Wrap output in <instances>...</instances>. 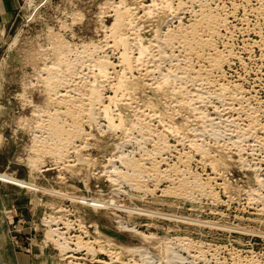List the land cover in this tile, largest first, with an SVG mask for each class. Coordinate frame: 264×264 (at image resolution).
I'll use <instances>...</instances> for the list:
<instances>
[{"label": "rangeland", "instance_id": "1", "mask_svg": "<svg viewBox=\"0 0 264 264\" xmlns=\"http://www.w3.org/2000/svg\"><path fill=\"white\" fill-rule=\"evenodd\" d=\"M164 1L17 0L0 25V264H67L50 216L95 250L74 253L80 264H264V0ZM59 125L69 142L52 135Z\"/></svg>", "mask_w": 264, "mask_h": 264}, {"label": "bare ground", "instance_id": "2", "mask_svg": "<svg viewBox=\"0 0 264 264\" xmlns=\"http://www.w3.org/2000/svg\"><path fill=\"white\" fill-rule=\"evenodd\" d=\"M164 1V0H163ZM165 2V1H164ZM179 2V1H178ZM191 2V1H190ZM167 3V2H166ZM170 2H168L167 4H166V6L168 5L169 7H170V9H171V6H170ZM180 5V4H179ZM178 5V6H179ZM208 5V4H207ZM169 7H167L168 9H169ZM131 8V7H130ZM165 8V7H164ZM173 8V7H172ZM179 8V7H178ZM181 8V7H180ZM148 9V8H147ZM177 9V8H176ZM157 10V9H156ZM205 10V9H204ZM178 13V12H177ZM133 15V14H132ZM215 16V15H214ZM212 17V16H211ZM202 18H203V16H202ZM213 19V18H212ZM201 20L202 19H200V20H198V21H200L201 22ZM206 20H207V17H206ZM172 21V20H171ZM198 21H197V23H198ZM204 21V20H203ZM209 21V20H208ZM199 22V23H200ZM210 22H212V21H210ZM194 23H195V21H194ZM197 23H196V25H197ZM198 23V24H199ZM203 22H201V24H202ZM131 24H133V23H131ZM201 24H200V26H201ZM121 25V20H120V18H118V17H116V19H115V21H114V23H113V25H112V30H116L119 26ZM195 25V26H196ZM205 26H206V24H204ZM207 25H211V23L210 24H207ZM195 26H193L194 28H195ZM199 25H197V27H198ZM191 27V26H190ZM193 27L191 28V29H193ZM202 27V26H201ZM212 27V26H211ZM200 28V27H199ZM209 27H206V29H208ZM213 29H214V27H212ZM202 29V28H201ZM210 29V28H209ZM194 31L196 30V28L195 29H193ZM203 30V29H202ZM212 30V29H211ZM204 31V30H203ZM202 31V32H203ZM206 31V30H205ZM132 32V31H131ZM180 32V31H179ZM186 32V31H185ZM184 32V33H185ZM197 32V31H196ZM181 33V32H180ZM188 33V32H187ZM209 33H211V32H209ZM194 34V33H193ZM201 34H203V33H201ZM200 34V35H201ZM215 34V33H214ZM134 35H136V34H134ZM180 35V34H179ZM179 35H178V37H179ZM185 35H186V33H185ZM190 35H192V33L190 34ZM194 35H199V33L198 34H194ZM193 35V36H194ZM180 36H182V35H180ZM202 36V35H201ZM204 37H205V35H203ZM128 37H130L129 35H128ZM125 38L124 36H120L119 35V38H120V41H121V43H122V45H123V47H124V49H123V51H122V53H120L121 54V56H119L120 57V64L121 65H123V67H124V69L126 70L127 69V71L128 70H131L132 68H133V63H132V58H131V56H130V54H129V49L127 48V46H128V39L129 38ZM155 37V36H154ZM174 38H176L177 36L175 35V36H173ZM195 37V36H194ZM194 37H192L193 39L191 40V41H189L185 36H183L182 37V40L184 41V43L186 44V46H185V48L188 46V52H189V50H191V48H192V46H193V44L196 46L197 44H195V43H197L198 41H196L197 39H199V38H197L196 40H195V38ZM210 37V36H209ZM173 38V39H174ZM180 38V37H179ZM212 38V37H211ZM134 39V38H133ZM140 40L138 41V40H136V41H138L137 42V49H138V56H137V58H135V60H137L138 61V59L139 58H141V59H143L142 57H144V54H146L147 53V50H148V48H149V46L148 47H146L143 43V45L141 44V38H139ZM166 39H167V37H166ZM172 39V37H171V40H173ZM191 39V38H190ZM205 39V38H204ZM105 40V39H104ZM128 40V41H127ZM181 40V39H180ZM179 40V44L180 43H182V40L180 41ZM193 40H195V41H193ZM201 40V39H200ZM103 41V40H102ZM193 41V42H192ZM203 41V40H202ZM206 41L207 40H205L204 42L206 43ZM119 42V41H118ZM163 42V41H162ZM168 42V41H167ZM203 42V44H205ZM134 43H136V42H134ZM170 44H171V42H169ZM168 43V44H169ZM209 43V42H208ZM202 44V43H201ZM207 44V43H206ZM210 44V43H209ZM211 44H213V43H211ZM106 45V44H105ZM151 45V44H150ZM184 45V44H183ZM208 45V44H207ZM206 45V46H207ZM134 46V45H133ZM197 46H199V43H198V45ZM196 46V47H197ZM203 46V45H202ZM101 47V46H100ZM128 47H130V46H128ZM155 47V46H154ZM180 47H181V45H180ZM199 47H201V45L199 46ZM199 47H198V49H199ZM204 47V46H203ZM95 48V47H94ZM103 48V47H102ZM132 48V47H131ZM156 48V47H155ZM184 48V49H185ZM195 48V47H194ZM193 48V49H194ZM100 49V48H99ZM187 49V48H186ZM192 49V50H193ZM197 49V48H196ZM205 49V48H204ZM208 49H210V48H208ZM211 50V49H210ZM132 51V50H131ZM130 51V52H131ZM193 51H195V50H193ZM203 51V50H202ZM186 52V51H185ZM191 52V51H190ZM198 51H196V53H197ZM228 52V51H227ZM159 53V52H158ZM193 53V52H192ZM229 53V52H228ZM61 54H63V53H61ZM187 54V53H186ZM218 54V53H217ZM222 54V53H221ZM220 54V55H221ZM154 55V54H153ZM159 55V54H158ZM162 55V54H161ZM200 54H198V56H199ZM202 55V54H201ZM200 55V56H201ZM204 55V54H203ZM223 55V54H222ZM221 55V56H222ZM163 56V55H162ZM199 56V57H200ZM62 57V56H61ZM202 57V56H201ZM149 58V57H148ZM156 58V57H155ZM197 58V57H196ZM204 58V57H203ZM208 60H209V62H208V65L210 64V66L211 67H213V69L214 68H218V67H221L220 65V63H221V58H219V55H216L215 54V56L213 55V56H211V57H209L208 56ZM139 60V62H141L142 60ZM145 59V58H144ZM160 59V58H159ZM188 59H189V57H188ZM156 60V59H155ZM186 60V59H185ZM225 60V59H224ZM223 60V61H224ZM96 61V60H95ZM137 61H134V62H136V64L138 63ZM144 61H146V60H144ZM154 61V60H153ZM54 62H57V61H54ZM61 62V64H59ZM65 62H66V60H65ZM64 62V63H65ZM206 62V63H207ZM59 63H58V66L59 65H62L63 63H62V61H59ZM91 63V62H90ZM57 64V63H56ZM111 63H109L108 61H106V60H100V61H98L97 62V71H98V74L99 75H97V76H100V75H102V76H100V78L101 77H103V76H107V71H108V68H109V65H110ZM119 64V65H120ZM135 64V63H134ZM156 64H158V63H156ZM224 64V63H223ZM66 65V64H65ZM89 65H91V64H89ZM89 65H87V66H89ZM96 65H94V66H96ZM118 65V66H119ZM188 65V64H187ZM190 65V64H189ZM71 66V65H70ZM139 66V65H138ZM143 66H144V64H143ZM153 66V65H152ZM46 67V66H45ZM52 67V66H51ZM57 67V66H56ZM60 67V66H59ZM66 67V66H65ZM146 67V66H145ZM192 67V66H191ZM67 68V67H66ZM155 68H157V67H155ZM46 69V68H45ZM48 69V68H47ZM51 69V68H50ZM134 69V68H133ZM137 69H139V68H137ZM187 69V68H186ZM204 69V68H203ZM210 69H212V68H210ZM141 70V69H140ZM189 70V69H188ZM187 70V71H188ZM201 70V69H200ZM205 70V69H204ZM219 70V69H218ZM62 71V70H61ZM145 71V70H144ZM151 71V70H150ZM44 72V71H43ZM48 73H50V70H48L47 71ZM147 72V71H146ZM171 72V71H170ZM190 72V71H189ZM200 72V71H199ZM206 72V71H205ZM150 73V72H149ZM158 73V72H157ZM160 73V72H159ZM180 73V72H179ZM51 74V73H50ZM122 74H124V72L122 73ZM169 74H167V76H168ZM190 75V74H189ZM122 76V77H121ZM119 78V80H118V82H117V88H118V90L119 89H122V90H127V89H129L128 88V84H127V81L124 79L125 77H123L124 75H121ZM146 76V75H145ZM166 76V77H167ZM170 76V75H169ZM196 76V75H195ZM224 76V75H223ZM55 77V76H54ZM65 77V76H64ZM64 77H63V79H64ZM166 77H164V79L166 80V81H169V80H167L168 78H166ZM193 77V76H192ZM201 77V76H200ZM62 78V77H61ZM67 78V77H66ZM105 78H108V77H105ZM104 78V79H105ZM203 78V77H202ZM59 79V78H58ZM69 79V78H68ZM128 79V78H127ZM164 79H163V81H164ZM48 80V79H47ZM56 80H57V78H56ZM60 80H62V79H60ZM96 80V79H95ZM94 80V81H95ZM103 80V79H102ZM182 80V79H181ZM63 81H65V80H63ZM166 81H164V82H166ZM200 81V80H199ZM57 82H58V80H57ZM159 82V81H158ZM201 82H202V80H201ZM229 82V81H228ZM50 83V82H49ZM59 83V82H58ZM61 83V82H60ZM157 83V82H156ZM166 83H168V82H166ZM166 83L164 84L163 83V85L161 86V87H163L164 85H166ZM47 84H48V81H47ZM63 84V83H62ZM66 85H67V83H65ZM69 84V83H68ZM131 84V83H130ZM170 84V83H169ZM199 84V83H198ZM132 85V84H131ZM204 85V84H203ZM214 85V84H213ZM46 86V85H45ZM48 86H50V85H48ZM52 86V85H51ZM63 86V85H62ZM61 86V87H62ZM157 86V85H156ZM159 86V85H158ZM235 86H237V85H235ZM171 87V86H170ZM183 87V86H182ZM201 87H203V86H201ZM221 87V86H220ZM219 87V88H220ZM60 88V87H59ZM186 88V87H185ZM184 88V89H185ZM208 88V87H207ZM222 88V87H221ZM224 88H225V86H224ZM159 88H157V90H158ZM223 89V88H222ZM230 89V88H229ZM228 89V90H229ZM70 90V89H69ZM179 90V89H178ZM180 90H181V87H180ZM213 90V89H212ZM218 90V89H217ZM221 90V89H220ZM226 90V89H225ZM91 91H92V93H94L95 95L93 96V95H91V92H90V95L92 96L91 98H92V100H89V101H91V105H93V103L95 102H98V104L100 103H103V101H101L102 99L100 98V96H99V94H98V92L96 91V90H94V89H92L91 88ZM95 91H96V93H95ZM121 90H119V93H122V92H120ZM177 91V90H176ZM188 91V90H187ZM67 92V91H66ZM127 92L128 91H126V94H127ZM130 92V91H129ZM179 92V91H178ZM196 92V91H195ZM221 92V91H220ZM231 92V91H230ZM124 94H125V92H123ZM132 93V92H131ZM224 93H225V91H224ZM194 94V93H193ZM56 95V94H55ZM121 95H123V94H121ZM192 95V94H191ZM208 95V94H207ZM215 95V94H214ZM58 96V95H57ZM61 97L63 96V94H61L60 95ZM66 96H67V94H66ZM68 96H70V95H68ZM114 96V95H113ZM194 96V95H193ZM219 96V95H218ZM208 97H209V95H208ZM216 97V96H215ZM234 97V96H233ZM86 98V97H85ZM88 98V97H87ZM109 98V100H110V102L111 101H114L115 102V100H116V98H114V97H108ZM196 98V97H195ZM223 98V97H222ZM55 99V98H54ZM121 99V98H120ZM182 100V99H181ZM199 100V99H198ZM232 100V99H231ZM56 101V100H55ZM62 101V100H61ZM88 101V102H89ZM117 101V100H116ZM189 101V100H188ZM66 102V101H65ZM185 102V101H184ZM199 102V101H198ZM87 103V102H86ZM90 103V102H89ZM128 103V102H127ZM187 103V102H186ZM62 104H63V102H62ZM115 104V103H114ZM179 104V103H178ZM204 104V103H203ZM228 104V103H227ZM57 105V104H56ZM201 105V104H200ZM108 106L109 105H103V109H102V112H103V114H104V117H105V120L107 121V124L109 125V127H110V129L112 128V130H114V127H121L122 126V121L120 122L119 121V123H118V125H115L114 124V119L112 118V115H110V113H109V108H108ZM90 107V106H89ZM69 108V107H68ZM134 108V107H133ZM188 108H191V107H188ZM231 108V107H230ZM89 109H91V108H89ZM88 109V110H89ZM152 109V108H151ZM249 109V108H248ZM66 110V109H65ZM82 110H83V108H82ZM86 110V109H85ZM98 110V109H97ZM68 111H69V109H68ZM67 111V112H68ZM156 111V110H155ZM195 111V110H194ZM193 111V112H194ZM196 111H197V109H196ZM89 112H91V111H89ZM206 112V111H205ZM215 112V111H214ZM214 112H212V113H214ZM66 113V112H65ZM199 113V112H198ZM201 113V112H200ZM203 113V112H202ZM62 114V113H61ZM60 114V115H61ZM70 114H72L71 113V111H70ZM70 114H66V115H70ZM87 114V113H86ZM85 114V115H86ZM144 114V113H143ZM154 114V113H153ZM81 115V114H80ZM92 113L91 114H89V115H86V116H89V117H91L92 118ZM141 115V114H140ZM202 115V114H201ZM204 115L205 114H203L202 115V117L203 118H205L204 117ZM221 115H222V113H221ZM256 115V114H255ZM71 116H73V114L71 115ZM151 116V115H150ZM156 116V115H155ZM198 116V115H197ZM218 116V115H217ZM225 116V115H224ZM250 116V115H249ZM76 116H74V117H72V118H75ZM89 117H88V119H89ZM103 117V118H104ZM254 117V116H253ZM115 118V117H114ZM120 118H121V116H120ZM208 118V117H207ZM56 119H59V118H56ZM76 120H77V118H75ZM93 119V118H92ZM138 119V118H137ZM152 119V118H151ZM214 119V118H213ZM250 119V118H249ZM76 120H74L73 121V124L71 125L73 128L75 127L76 129H78V132H82L81 131V129L78 127V125L80 124H77V122H76ZM90 120V119H89ZM94 120V119H93ZM143 120V119H142ZM158 120V119H157ZM197 120V119H196ZM203 120V119H202ZM205 120H206V118H205ZM208 120V119H207ZM206 120V121H207ZM81 121V120H80ZM91 121V120H90ZM58 122V121H57ZM254 122V121H253ZM41 124H42V122H40ZM139 123V122H138ZM214 124H215V122H213ZM212 123V124H213ZM147 124V123H146ZM255 124V123H254ZM54 124H52V126H53ZM56 125V124H55ZM58 125V124H57ZM107 125V126H108ZM251 125V124H250ZM257 125V124H256ZM37 126V125H36ZM43 126H44V124H43ZM50 126V125H49ZM63 126H65V123H64V125ZM62 126V127H63ZM131 126V125H130ZM220 126V125H219ZM252 126V125H251ZM171 127V126H170ZM179 127V126H178ZM40 128H41V126H40ZM44 128V127H43ZM42 128V129H43ZM61 128V125H59L58 127H56L55 126V128L53 129V131L55 132V133H53L52 135H65V133L66 132H64L63 133V131H65L64 130V128H62V129H60ZM151 128V127H150ZM174 128V127H173ZM248 128V127H247ZM46 129V128H45ZM52 129V128H51ZM170 129V128H169ZM71 130V129H70ZM165 130H167V129H165ZM173 130V129H172ZM175 130V129H174ZM181 130V129H180ZM215 130V129H214ZM250 130V129H249ZM72 131V130H71ZM178 131V130H177ZM204 131H205V129H204ZM213 131V130H212ZM70 132V131H69ZM75 131H73V133H74ZM150 132V131H149ZM161 132V131H160ZM168 132H169V130H168ZM200 132V131H199ZM199 132H197V133H199ZM215 132V131H214ZM213 132V133H214ZM247 132V131H246ZM47 133V132H46ZM71 133V132H70ZM70 133L69 134H67L66 133V135H67V138H69L68 140L64 137V141L63 142H65L66 143V141H68L69 142V140H71V135H70ZM174 133V132H173ZM255 133V132H254ZM79 134V136H80V134H82V133H78ZM200 134V133H199ZM215 134V133H214ZM75 135V134H74ZM48 136V135H47ZM70 136V137H69ZM186 136V135H185ZM184 136V137H185ZM239 136V135H238ZM40 137V136H39ZM44 137V136H43ZM57 137V136H56ZM150 137V136H149ZM58 138V137H57ZM76 138H77V135H76ZM163 138V137H162ZM34 139H36V138H34ZM55 139V138H54ZM60 139V138H59ZM66 139V140H65ZM45 140H47V139H45ZM73 140H75V139H73ZM129 140V139H128ZM144 140V139H143ZM190 140V139H189ZM41 141V140H40ZM39 141V142H40ZM44 141V140H43ZM59 142H61L60 140H58ZM191 141H192V139H191ZM45 142V141H44ZM63 142H61V144L63 143ZM67 142V144H69ZM139 142V141H138ZM193 142H195V140L193 141ZM192 142V146H193V148H194V146H196L195 145V143H193ZM236 142V141H235ZM240 142V141H239ZM72 143V142H71ZM191 143V142H190ZM232 143V142H231ZM54 144H57V143H55L54 142ZM73 144V143H72ZM197 144V143H196ZM42 145H43V143H42ZM59 145V144H58ZM63 145V144H62ZM163 145V144H162ZM239 145V144H238ZM50 146H52L51 144H50ZM60 146V145H59ZM157 146V145H156ZM167 146V145H166ZM191 146V145H190ZM235 146V145H234ZM46 147H48V146H46ZM67 147V146H66ZM84 147V146H83ZM118 147H119V145H118ZM141 147V146H140ZM197 147H200V146H197ZM196 147V148H197ZM238 147V146H237ZM43 148V147H42ZM57 148V147H56ZM61 149H62V147H60ZM69 148V147H68ZM86 148V147H85ZM156 148V147H155ZM167 148H169L168 146H167ZM192 148V149H193ZM201 148H202V146H201ZM44 149V148H43ZM49 149V148H48ZM59 149V148H58ZM66 149V148H65ZM158 149H160V148H158ZM191 149V148H190ZM207 149V148H206ZM39 150H40V148H39ZM50 150V149H49ZM48 150V151H49ZM60 150V149H59ZM165 150V149H164ZM197 150H199V149H197ZM201 150V152H203V150L202 149H200ZM238 150V149H237ZM242 150V149H241ZM46 152H47V150H46ZM45 152V153H46ZM58 152H61V150L60 151H58ZM68 152V151H67ZM157 152V151H156ZM160 152V151H159ZM198 152H200V151H198ZM205 152V154H207V152L206 151H204ZM204 152H203V154L202 155H205L204 154ZM52 153V152H51ZM66 153V152H65ZM163 153H164V151H163ZM185 153V152H184ZM238 153V152H237ZM38 154V153H37ZM47 154V153H46ZM53 154V153H52ZM61 154V153H60ZM179 154V153H178ZM120 155H122V154H120ZM43 156V155H42ZM207 155H205L204 157H206ZM208 156H209V152H208ZM38 157V156H37ZM65 157V156H64ZM63 157V158H64ZM122 157V156H121ZM148 157V156H147ZM186 157V156H185ZM188 157V156H187ZM201 157V156H200ZM203 157V158H204ZM263 157V156H262ZM42 158V157H41ZM40 158V159H41ZM131 158H133V157H131ZM165 158V157H164ZM207 158V157H206ZM31 159V158H30ZM66 159V158H65ZM118 159H121V163H127V162H125V159H123V158H118ZM209 159V158H208ZM81 160V159H80ZM117 160V159H116ZM141 160V159H140ZM180 160V159H179ZM238 160V159H237ZM251 160V159H250ZM37 161V160H36ZM118 161H120V160H118ZM160 161V160H159ZM240 161V160H239ZM128 162H129V160H128ZM132 162V161H131ZM165 162V161H164ZM163 162V163H164ZM185 162V161H184ZM134 162H132V164H133ZM208 163V162H207ZM264 163V162H263ZM31 164V163H30ZM151 164V163H150ZM156 164V163H155ZM154 164V165H155ZM212 164V163H211ZM210 164V165H211ZM244 164V163H243ZM130 165V164H129ZM136 165H138V164H136ZM172 165V164H171ZM216 165V164H215ZM32 166V165H31ZM36 166V165H35ZM214 166V165H213ZM37 167V166H36ZM124 167V166H123ZM135 167V166H134ZM137 167H141V165L140 166H137ZM144 168V167H143ZM216 168V167H215ZM37 169H39V168H37ZM116 170V169H115ZM154 170V169H153ZM112 171H114V169H112ZM118 172V171H117ZM115 173V172H114ZM122 173V172H121ZM139 173V172H138ZM116 174V173H115ZM118 175H119V173H118ZM115 176V175H114ZM119 177H122V179H123V176H119ZM124 177H125V175H124ZM127 177H129V176H127ZM109 178H110V176H109ZM118 179V178H117ZM113 179H111L110 178V181H112ZM124 180L126 181V177L124 178ZM123 180V181H124ZM259 180V179H258ZM113 182V181H112ZM115 182L117 183L118 181H116L115 180ZM115 182H114V184H115ZM261 184V183H260ZM177 187V186H176ZM201 188V187H200ZM154 190V189H153ZM56 193H58V192H56ZM250 193H251V191H250ZM55 195H58V194H55ZM60 195V194H59ZM58 195V196H59ZM171 195V194H170ZM254 195V194H253ZM178 196V195H177ZM67 198V197H66ZM73 199V198H72ZM72 201H77V197H75L74 196V200H72ZM193 201V200H192ZM109 205V204H108ZM138 208V207H137ZM64 210V209H63ZM121 210V209H120ZM135 210H137V209H135ZM141 210V209H140ZM143 210V209H142ZM141 210V211H142ZM58 211H60V210H58ZM139 211V210H138ZM140 212V211H139ZM144 212H145V210H144ZM143 212V213H144ZM140 213H142V212H140ZM52 215V214H51ZM144 215H146L145 213H144ZM49 217V216H48ZM50 218L52 219V221L50 222L49 220H47V223L48 222H50V224H52V226L54 225L55 226V228H48L49 229V233H48V238H49V240L51 239V241H55V243H57L56 245H58L59 247L58 248H60V252H63V255H64V260H65V262L67 263V264H80V263H78L80 260H81V258L80 257H77L76 255H74V253L76 254V252H78L79 250H82V248H84V247H86V248H88V249H86V251H88V252H94L95 250L94 249H92L91 248V246H84L85 244H83V242H80L78 239L76 240V242H74V243H72V242H70V241H68V239L70 238H68V237H66L65 235H66V233H67V231H60V228H58V227H56V226H58L59 224H60V222L62 221V219H64L63 217H58L57 218V220H55V218L53 219V216H50ZM46 223V224H47ZM62 223V222H61ZM64 224H67L68 225V222H66V223H64ZM49 224H47V226H48ZM67 225H65V226H67ZM70 225L71 224H69V227H70ZM82 226V225H81ZM68 227V226H67ZM84 227V226H83ZM125 227V226H124ZM66 228V227H65ZM62 229V228H61ZM68 230V229H67ZM131 231V230H130ZM85 233V232H84ZM56 238V239H55ZM68 238V239H67ZM81 238V237H80ZM53 239V240H52ZM72 241V240H71ZM98 241H96V243H97ZM106 242H108V241H106ZM94 244H95V242H94ZM97 245H99V244H97ZM108 245H109V242H108ZM101 246V245H100ZM110 246V245H109ZM202 246V245H201ZM169 247V246H168ZM102 248V247H101ZM114 249V248H113ZM113 249H111V250H113ZM167 249V248H166ZM98 250V249H97ZM127 250V249H126ZM100 251V250H99ZM98 251V252H99ZM109 251V250H108ZM131 252H133L132 250H130ZM136 250H134V252H135ZM147 250H145V249H137V252H139L140 254H145V252H146ZM105 252V251H104ZM103 252V253H104ZM147 253V252H146ZM172 253V252H171ZM60 254H62V253H60ZM138 254V253H137ZM166 254V253H165ZM92 255H95V254H92ZM146 255V254H145ZM198 255V254H197ZM76 256V257H75ZM140 256V255H139ZM148 258V257H147ZM168 258V257H167ZM172 259H174V258H172ZM76 261H78V262H76ZM168 261H170L169 259H168ZM177 261V260H176ZM171 262V261H170ZM133 264V263H132ZM135 264H136V262H135ZM169 264V263H168Z\"/></svg>", "mask_w": 264, "mask_h": 264}, {"label": "crops", "instance_id": "3", "mask_svg": "<svg viewBox=\"0 0 264 264\" xmlns=\"http://www.w3.org/2000/svg\"><path fill=\"white\" fill-rule=\"evenodd\" d=\"M17 0H0V25L11 14V11L16 6ZM1 211V206H0Z\"/></svg>", "mask_w": 264, "mask_h": 264}]
</instances>
